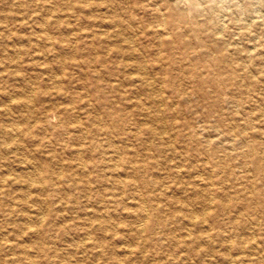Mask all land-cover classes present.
<instances>
[{"label": "rangeland", "instance_id": "obj_1", "mask_svg": "<svg viewBox=\"0 0 264 264\" xmlns=\"http://www.w3.org/2000/svg\"><path fill=\"white\" fill-rule=\"evenodd\" d=\"M217 1L212 13L205 12L208 2L203 3L204 9L195 20L196 33L208 47L222 39L237 41L234 47L241 46L242 33L250 28L238 6L253 0ZM113 10L122 21L117 28H107L105 25L113 20ZM169 13H175L170 0H0V110L6 112L0 118L5 116L18 124L25 134L21 144L31 159L40 167L50 166L59 171L60 177L57 179V173L44 170L40 174L43 181H51L52 176L56 188L40 192L32 189L27 203L21 201V193L15 187H5L6 192L0 193V263L11 264L10 258L22 257L21 249L25 246L40 264H62L60 254L53 249L56 247L64 254V247L72 243L70 239L82 236L87 223L89 237L83 239V248L75 252L87 264H119L116 258L127 264H222L219 260L223 254L237 260L246 255L244 263L240 260L236 264H254L252 257L264 255V211L253 203L255 195L264 200V33L259 32L255 42L245 43L248 49L255 45L252 50L258 58L241 68L236 62L238 54L230 51L235 58L229 65L237 71L233 78L213 80L207 75L211 67L203 62L191 70L203 71L204 76L148 82L121 77L110 81L106 73L112 71L110 66L103 70L96 64V73L87 64L90 57L100 52L98 39L89 33L106 30L110 35L118 29L135 45L153 46L152 50L159 41L174 40L172 30L187 26L179 22L178 29H170ZM184 16L191 20L189 14ZM43 31L51 43L38 36ZM238 31L241 34L236 35ZM8 32L11 37L3 36ZM184 40H192L195 45L198 42L189 36H184ZM184 40H175L172 47ZM67 41L76 50L79 67L68 63ZM14 48L20 53L14 62L6 61ZM240 52L245 54L244 50ZM160 62L171 69L165 60ZM157 65L154 62L150 66ZM185 67L189 68L183 63L173 66L175 71ZM54 77L56 84L52 83ZM23 88L32 99V118L37 120L30 127L32 137L20 120V115L27 111L17 106L16 97ZM7 95L13 97V101L6 102L8 107L3 106ZM69 98L73 100L74 119L85 129L78 130L77 122L70 125L68 133H63L62 126H57L58 118L47 119L46 114L52 113V104L62 105ZM153 113H158L157 120L146 117ZM120 125L127 130H121ZM145 127L156 133L146 131ZM250 143L254 146L253 154L247 152ZM76 148L80 152L75 154ZM113 148L120 152H112ZM10 150L11 147L3 149L6 152L0 158V172L18 168ZM109 153L114 154V162L118 163L116 170L108 167ZM115 173L126 185L119 188L115 175H111ZM143 180L148 182L147 186L142 185ZM86 182L89 190L84 187ZM138 193L146 204L160 207H148L150 217L159 221L153 231L145 228L136 237L133 231L138 220L130 214ZM37 195L48 199L41 204L46 210L44 222L27 226L20 215L22 211L30 212V201ZM180 200L193 207L192 222L176 210ZM9 208L15 213L10 214ZM97 211L106 214L100 219L116 224L117 233L112 237L104 235L109 234L105 229L96 227L92 213ZM249 219L255 220L249 223ZM16 224L20 227L16 228ZM3 240L15 247L9 249L2 244ZM35 242L46 253L34 256ZM256 250V255L251 256Z\"/></svg>", "mask_w": 264, "mask_h": 264}, {"label": "bare ground", "instance_id": "obj_2", "mask_svg": "<svg viewBox=\"0 0 264 264\" xmlns=\"http://www.w3.org/2000/svg\"><path fill=\"white\" fill-rule=\"evenodd\" d=\"M170 1L173 4L175 13H169L168 14V16H169L168 22L170 23L169 28L170 29H174V28L178 29L180 27L178 25L179 22H182L187 26V27L184 26V28L179 29L177 31L172 30L173 31L172 36L174 37L173 38L174 40L159 41L155 45V48L152 50L153 46L147 47L144 44H142L140 46L135 45L133 43V40H130V38L128 36H125L123 34V32H121V30H118V29H116L115 33H113V34L111 33L110 35L108 34V32L106 30H104V31L102 30L100 32L96 31L97 33H89V36L92 38L94 36H96V38L98 39L97 44H98V47L100 48L99 54L98 55L95 54L94 57H90L91 60L89 59V62H87L89 67L92 66L93 67L92 70H94L96 73H99L97 68L96 69L94 68V65L98 64L99 66H101L103 68V70L105 68H107L108 66H110L112 71H109V72L106 71L107 79H110V81H116V79H119L122 77V78H125L127 80H132L135 78V79L140 80V82H148V81H153V80H166V79H171V78H179V77H184V76H188V75L189 76H192V75L204 76L205 72L200 71V70H194V69L191 70V67H195L196 65H203V62L204 63L207 62V65L209 67H211V69L209 70L207 75H210L211 77H213V80H215L216 78H219V79L220 78H233L237 75V71L235 69H233L231 65H229L232 63L233 59L235 58L232 56L231 53H237L238 54L236 57V62L238 64V68H241L242 66H244V64L246 62H248L249 60H251V59L255 60L258 58V56H255L257 53H253L255 45L252 46V48L248 49V47L245 46V43L250 42V41L255 42V40L258 39V36H259L258 33L259 32L264 33V0H253L251 2H246V3L238 6V9H239L240 13L242 14L243 21L245 22L247 28H250V30H249L250 33H249V31L248 32L243 31L242 39L241 38H240L241 40L238 39V40H240L239 43L241 44V46H239V47H234L237 44L236 43L237 41L236 42H230V40H228V39H222V40H220V43L216 42V41L214 42L212 40L214 43V46L208 47L207 45H204V43L202 41L203 37H200V35H198L195 31L196 30L195 26L197 23V21H195L196 16L199 12H201V8L204 9L203 3L208 2L207 3L208 6L205 9V12L206 13L207 12L212 13L214 11V8L216 6H218L217 0H170ZM181 5L182 6L185 5V7L182 8ZM159 9H160V7H159ZM185 13L190 15L191 20H189V21L186 20V18L184 16ZM112 16H114L113 20L110 23H107L105 25V27L108 26L110 28V27L114 26L117 28V26H119L120 22L122 21L119 13H117L115 10H113ZM222 16H224V15H222ZM163 21H164V24H166V19H164ZM44 23H45V21L42 20L40 24L43 25ZM147 24H148V22L146 23V25ZM235 34L238 35V34H241V32L238 31ZM249 34H250V36H249ZM3 36L11 37V34L9 32L4 33ZM38 36H42L44 38V40H49V42H50V38L47 36L46 31H43L42 34H39ZM111 36H114L115 39L114 38L110 39L109 37H111ZM135 36H137V35H135ZM184 36H189L190 38H192L194 40H198L197 44L196 45L193 44L192 40L185 41ZM73 38H75V37H73ZM131 38H132V36H131ZM177 39L184 40V41L180 42V45H178L177 47H172V44H174L176 42L175 40H177ZM242 40H245L244 43H241ZM27 41L30 44L31 43L33 45L35 44L34 40L28 39ZM72 42H76V40H72ZM90 44H91V46H93V49H95L96 46L94 45V43L91 42ZM51 45H53V47L55 46V44H53V43ZM202 46H204V48H200ZM65 48L68 49V57H67L68 63L71 64L72 66H78L79 67L80 63L78 62V60L76 58L75 48L68 41H67V44L65 45ZM239 48H240V50H244L245 54H243V52H240ZM149 50H152V52H149ZM230 51H232V52L230 53ZM18 53H20L19 49L14 48L12 50V52H10V57H8L6 61L14 62L13 60L16 59L15 57H17ZM147 56H149V57H147ZM57 58H58V56H57ZM162 60H165L166 64L169 65L171 69L167 70L166 68H164V65H162L160 62ZM58 61H59V59H58ZM62 61H64V60H60L61 63H63ZM154 62H157V64H158L155 68L150 66ZM178 63H183L184 65H188L189 68H187V67L180 68V69H176V71H175L173 66L175 64L178 65ZM80 72H81V70H80ZM42 80H44V79H42ZM52 83L53 84L57 83L56 77H54ZM26 88H28V86ZM26 88L21 89L18 97H16V98L18 101L17 106L23 107L27 111L26 113H23L20 115V120H22V122H24L27 125L28 134H30V127L32 125H34V122L37 120H35V118H32V116H33L32 114L34 113V110H33L34 108H30L29 102H31L32 99L26 94V92H27V90H25ZM145 90H146V92L148 91L147 88ZM146 94H148L149 97L151 96L150 92H147ZM258 95H259V93H258ZM12 99H13L12 96L7 95L6 99H5V104L3 106H5V105L7 106L8 103L6 104V102H11V101H13ZM72 101L73 100L71 98H69L67 100V102L62 104V105L56 104V103L52 104V106H51L53 109L52 113H50V115L46 114L47 119H49L50 116L54 117V118H58L57 126H62L60 131H62L63 133H68L70 125L74 126V125H76L75 123H77V122L80 123V124L78 123L76 125L78 127L77 128L78 130L85 129V127L83 125H81V122L79 120H76L77 118L74 119V117H73V116H75V113L72 110V105H71ZM148 110H149V108H148ZM5 113L6 112H2L0 110V116H2ZM60 113L62 114L61 116H59ZM146 117L149 119L153 118V120L154 119L157 120L158 119V113H153V114H148V115L146 114ZM30 118L32 120H30ZM120 126H121V128H120L121 130H123V129L127 130V128H124L123 125H120ZM145 129H146V131H149V132L152 131L154 134L156 133L154 131V129L151 127H145ZM123 132H126V131H123ZM128 133L131 134V131H129ZM24 135H25L24 132H22V130L19 128L18 124H15L13 122V120H9L5 116L2 117V119L0 118V158H2L3 154H5V152H6V151H3V149H6L7 147H9V148L11 147L10 152H12L14 154L13 158L17 162V165H18L17 166L18 168L13 169L12 172H9L7 170L0 172V193L4 194L6 192L7 189L5 187H8V186L15 187L21 193L20 197L23 198V199H21V201L24 203H27L29 201L28 200L29 191H31L33 189L34 191L40 192V191H46L47 189H50L51 187L56 188V186H54L56 183H54V182L52 183V181H53V179H55V178L59 179L60 177H58L59 171H55L54 168H51L50 166H45V168L40 167L39 165H37L34 162V160L31 159L29 152L21 144V140H22ZM29 137H32L31 134ZM253 147H254L253 144L250 143L249 147L247 148V152H249L250 154H253L254 153ZM122 150H124V149H122ZM74 152H75V154L80 152V148L74 149ZM112 152L119 153L120 150H119V148H113ZM113 155H110V153L108 155L107 161L108 162L111 161L110 166H108V167L109 168L111 167L113 170H116L118 163L114 162L115 158L113 157ZM125 163H127L128 166L132 165L130 161H125ZM80 165H81V167L83 166L82 164H80ZM44 170H46L48 174L57 173L56 177L53 178L52 176H49L51 181H49V182L43 181L40 174ZM132 170H135V168H133ZM198 173H199V171H198ZM118 174L115 173V174H111V175L117 176V177L114 176V178H116L117 185H119L120 186L119 188H121L122 186H124L126 184L124 181L121 180V178H119L120 175H118ZM132 176H135V175L132 173ZM63 179H64V176H63ZM76 180L82 181V179H78V178H76ZM254 182H255V180H254ZM142 183H143L142 184L143 186L148 185V182H146L145 180H143ZM207 184L210 185L209 183H207ZM157 185H160V184H157ZM84 187L86 190L90 189V186L87 184V182L84 185ZM159 189H161V188H159ZM191 189H192V191H194V193H196L195 188H191ZM253 189H255V188H253ZM38 196L39 195H37L36 197H34L30 201V205L33 206V208L30 210V212L29 211H27V212L22 211V214L20 215L22 221L24 222V224H27V226L30 225L32 222H35L38 224H42L44 222V216H45L44 212L46 210L43 209V207H41V204L47 203L48 199L40 198ZM135 199H136L135 207H134V209L130 215L132 218L138 220L136 227H134V231H133L135 233L136 237H138L144 231L145 228L149 229L151 232V231H153L152 229L154 228V226L159 223V221L157 219H152L150 217L148 207H150V210H159L160 206H158L155 203L146 204L143 196L140 193H138V195L135 196ZM253 203L255 205L259 206L264 211V200L259 198L257 195L254 196V202ZM189 204H190V202H188V201L180 200V203L177 205L178 208H176V210H178L179 212H182L184 216H188L189 217L188 220H190L189 222H192L193 219H190V217L192 216V218H193V215L190 216V214L194 213V210H193V207L190 206ZM9 213L14 214L15 211L13 209L9 208ZM92 214L96 217V220H97L96 227L101 228V229H105L109 233V234H106L104 232L105 236L110 235V237H112L114 234L117 233L116 224H110L107 219H100L99 218L101 216L104 217L103 215H106V214L99 213L98 211L93 212ZM194 218H196V217H194ZM254 220L255 219H249V223L254 222ZM208 223H209V221H208ZM85 226H86L84 228L85 230H84L81 237L77 236V237H74L73 239H70V240H72V243L67 244V246L64 247V249L67 250V251L64 250L65 251L64 254H62L58 249H56V247L53 249L55 254H58V253L60 254L59 260L62 264H87V262L83 256H81V255L78 257L75 256V252H77V249L83 248V245L85 243L83 241V239H87L89 237V231H88L89 223H87ZM15 227L19 228L20 225L16 224ZM62 231H63V229H62ZM186 232L189 233V228H187ZM6 237H8V236H6ZM38 237H41V234H39ZM42 237H45V236H42ZM127 241H129V240H127ZM129 242H128V244H129ZM2 244L7 246L9 249H13L15 247L11 243H5L4 240H3ZM252 244H254V242H252ZM95 246H98L101 248L100 243L95 242ZM226 246L230 247L229 245H226ZM34 247L36 248L34 250L36 252V255H34V256H40V254L46 253L44 247L40 243L35 242ZM100 248H99V250H101ZM132 248H133V245H132ZM21 252H22L21 254H23L22 257H19V258L13 257V258L9 259L11 264H40V262H37V260L31 256L29 250L25 246L22 247ZM257 252H258V250L254 251L250 254H251V256H255ZM235 256H237V254ZM245 257H246V255H241V257H239V259L237 260L236 257L227 256L226 254H223L220 258L221 260H219V261H222V264H236V262L240 261V260L242 263H244L243 260L246 259ZM20 260H22V261H20ZM116 260H119L118 261L119 264H127L123 259L116 258ZM252 262L254 264H264V255L257 254L255 257H252ZM0 264H3V263H0Z\"/></svg>", "mask_w": 264, "mask_h": 264}]
</instances>
